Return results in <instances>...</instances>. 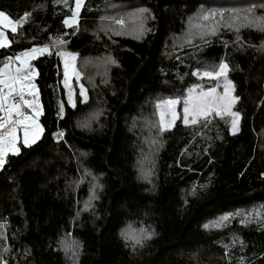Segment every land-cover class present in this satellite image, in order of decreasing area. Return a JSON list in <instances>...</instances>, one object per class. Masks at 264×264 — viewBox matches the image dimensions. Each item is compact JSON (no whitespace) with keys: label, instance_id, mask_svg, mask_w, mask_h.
<instances>
[{"label":"trees","instance_id":"16d2710c","mask_svg":"<svg viewBox=\"0 0 264 264\" xmlns=\"http://www.w3.org/2000/svg\"><path fill=\"white\" fill-rule=\"evenodd\" d=\"M251 1L88 0L77 28L63 24L68 0H0V11L22 21L16 34L6 33L10 44L0 48V67L6 57L57 37L65 43L55 46L80 59L108 63L104 72L87 74L95 79L89 99L72 107L57 51L32 61L43 135L21 145L0 169V258L8 264H264V31L249 26L181 42L202 10ZM144 9L143 35L117 28L124 12ZM221 62L239 97L237 134L220 119L201 126L178 120L170 130L150 131L158 102L182 97L199 84L192 72ZM143 161L151 162L146 171ZM91 177L102 187L85 209ZM129 226L154 234L134 247L121 235ZM65 237L78 241L75 260L62 248Z\"/></svg>","mask_w":264,"mask_h":264},{"label":"snow or ice","instance_id":"6c2138e0","mask_svg":"<svg viewBox=\"0 0 264 264\" xmlns=\"http://www.w3.org/2000/svg\"><path fill=\"white\" fill-rule=\"evenodd\" d=\"M66 2V0H65ZM84 3V0H75V7L71 9V15L63 20V24L66 27H77L78 28V17L80 9ZM147 10H142L146 12ZM27 14H25V17ZM209 17L205 16L204 20H208ZM240 17L235 18V22L240 21ZM138 32L140 35L147 30L144 27V17H139ZM243 21L246 26H252L257 30L264 31V16H252L248 15L243 17ZM22 21H13L5 12L0 11V26L10 28L11 33H17V25ZM116 24L123 27L124 20L118 19L115 21ZM239 29H237L238 31ZM212 34H215V27L211 30ZM119 35L120 33H116ZM65 41L62 37H57L53 41L52 45L45 44L43 46L32 47L28 50L22 51L14 56L6 57V63L3 67H0V169H3L6 163V157L9 154L18 155L20 149L18 148V141L21 137L19 133H22V142L24 146H30L34 144L43 132V127L38 122V117L41 114L39 96L36 92V86L32 83L35 75L32 69L30 60L35 59L38 55L48 53L51 55L50 48L56 44L63 45ZM10 44L9 38L5 35L4 31L0 30V48H6ZM56 55L65 57V87L68 88V103L72 107H75L73 100V92L69 86V68H72V73L79 80L80 73L77 72L72 65V61L76 59L75 54L66 53L63 51H57ZM19 62V66H14L15 62ZM115 63V61H112ZM228 65L221 62L219 70L217 71H203L199 69L192 72L194 76H205L212 79H217L221 76L225 78L226 83L224 84V95L220 96L216 94V88H209L204 91L200 86L194 85L186 90V95L183 97L177 96L175 98H169L167 100L157 103L156 108L158 110L159 121L153 125L158 128L159 132L170 130L175 120L177 119L176 106L183 103V122L186 126L196 125L201 119L207 122L210 115L215 114L216 116L223 117L229 115L233 117L232 130L238 131V121L240 114L233 112V104L239 100V97L232 96L233 90L231 81L227 80ZM200 88V91H197ZM26 95L31 96L32 99H26ZM81 95L87 99L83 86H81ZM25 109H31L29 114ZM63 105L59 109V113L63 114ZM82 127H88V123L80 125ZM57 137H63V132L55 134ZM155 143V141H153ZM95 187H102V185H96ZM95 198V197H93ZM87 208L88 205L86 204ZM227 220L228 217H224ZM207 227V226H205ZM154 233L149 232L145 229H140L137 233L135 229L129 226L128 229L122 231L121 235L125 240H133L134 247L139 244L142 246L144 240L152 238ZM61 245L65 253L67 254L74 247H78V241H72L71 244L66 241H61ZM7 251V249H5ZM76 252H72L73 258L76 257ZM0 264H8L7 261L0 258Z\"/></svg>","mask_w":264,"mask_h":264},{"label":"rangeland","instance_id":"374dc122","mask_svg":"<svg viewBox=\"0 0 264 264\" xmlns=\"http://www.w3.org/2000/svg\"><path fill=\"white\" fill-rule=\"evenodd\" d=\"M87 1L88 0H84V3L80 9L79 15L81 14L82 9L85 7ZM67 4H68V8H69V16H70L71 15V9H74V7H75V0H68ZM124 13L125 14H123L120 18H118V19L124 20V25H123V27L118 25L117 28L123 33H126V31H132V32L138 31L137 29H138V25L140 22L139 17H141V15H144L145 12L142 13V11L138 10V11H126ZM245 15H248L250 18L252 16H264V1L252 0L248 5H244V6H238L237 5V6H233V7H219L217 9H212V10L204 9V10H202L201 13H199L196 16V18H194L189 23L187 32L181 38L182 39L181 42H182V44H189V43L197 41L199 39H205V38L217 36L225 30L229 31V32H233V33L238 32L243 27L244 28L249 27V26H246V24L243 21V17ZM205 16H208L209 19L204 20ZM236 17L241 18L239 22H235ZM78 21H79V17H78ZM144 21H145V18H144ZM213 27H215V34H212V32H211ZM237 29H239V30L237 31ZM0 30L4 31V33L6 35L7 31L10 30V28H5L3 26H0ZM53 48L56 51H63L66 53H70V52L66 51L65 49H63L62 47H57V46H52L50 48V51ZM38 56H40V55H38ZM75 56H76V59L74 61H72L71 63L74 66L75 70L80 73V77H79V80H77L76 76L72 73V68L70 67L69 68V77L70 78H69L68 83H69L70 88L72 89L73 100H74V103L76 104L77 99H80L81 101H87L89 99V92L93 88V81L95 79H89L90 77H88L87 74H89L90 71L94 70V69L96 70V72H99L103 67H107L106 64H108V63L105 59H103V60H95V59H91V58L80 59L77 55H75ZM33 60L34 59L29 61L31 66H32ZM60 60H61L62 72H63V85L65 87V82H64L65 81V66H64L65 57H60ZM4 64L2 65V67L4 66ZM219 65L213 69H206L204 67L200 71L201 72H203V71H217V70H219ZM14 66H19V62L18 61L15 62ZM32 69L35 72L32 83L35 84V79H36L37 74H36L35 68L33 66H32ZM103 72H104V70H103ZM104 75H105V73L102 76H104ZM226 75H227V80L231 81V84H232L233 90L231 92V95L235 96L234 84H233V82L229 76V66H228V71H227ZM102 78H104V77H102ZM197 78L199 80V84L197 86H200V88H202L204 91H207L209 88H216V94L217 95H220V96L224 95V91H225L224 84L226 83V81H225V78L223 76H221L217 79H212V78L205 77V76H197ZM35 86H36V84H35ZM81 86H83V89L85 91V95L87 97L86 100H85V97L81 95ZM200 88H197V91H200ZM65 89H66L67 98H68V88L65 87ZM36 92L38 93V96H39V104H40L41 114L38 117V122L40 123V117L42 115V104H41V99H40L39 90H38L37 86H36ZM185 95H186V91L183 93L182 97ZM25 98L28 100L32 99V97L28 96V95H26ZM236 102L233 104L232 109H231L233 112H237V111H235ZM156 105L154 107V114H153V117L156 118V123L154 122V124H157V122L159 121V115H158V110L156 108ZM25 111H27L29 114H31V109H25ZM176 111H177V119L175 120L174 125L176 124V122L178 120L183 121V103H182V101L180 104H178L176 106ZM219 119L222 121L228 122V124L230 125V133L231 134L235 135L239 132L241 116L239 117V121H238V131H235V132L232 130L233 117H231L227 114L224 115L223 117L216 116L215 114L210 115L208 117L207 121L219 120ZM203 122H205V120L201 119L199 121V123L194 125V126H201L203 124ZM174 125H173V127H174ZM188 126H193V125H188ZM149 127H150L151 132L154 130L159 132L158 128L154 127L152 123L149 124ZM19 135H20L21 139H20V141H18L17 146L21 150V145H23L22 133H19ZM42 135H43V132L41 133L40 138L35 143H37L41 139ZM34 144H31L30 146H32ZM26 147H29V146H26ZM9 155H12V154H9ZM7 157H6V159H7ZM150 164H151L150 161H147V162L143 161L141 164V170L145 169V171H146V168L151 167ZM89 183L91 186V193H90L89 199L86 202L88 207L86 208L84 206L85 209H91L93 202L96 199V197L98 195V191H99V187H95L96 185H99V180L97 178L91 177L89 179ZM93 197H95V198H93ZM62 241H66L67 243L71 244L73 240L69 237H65V238H63ZM73 251H75L76 254L78 255L79 254V247H74L72 250H70L67 253V255L72 260H75L76 257L73 258V256H72Z\"/></svg>","mask_w":264,"mask_h":264}]
</instances>
